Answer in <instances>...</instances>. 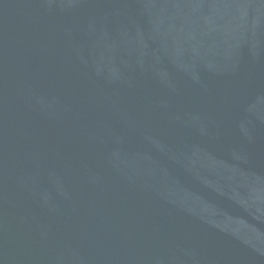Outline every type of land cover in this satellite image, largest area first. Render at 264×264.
I'll list each match as a JSON object with an SVG mask.
<instances>
[{
    "label": "water",
    "instance_id": "1",
    "mask_svg": "<svg viewBox=\"0 0 264 264\" xmlns=\"http://www.w3.org/2000/svg\"><path fill=\"white\" fill-rule=\"evenodd\" d=\"M0 264H264V0H0Z\"/></svg>",
    "mask_w": 264,
    "mask_h": 264
}]
</instances>
